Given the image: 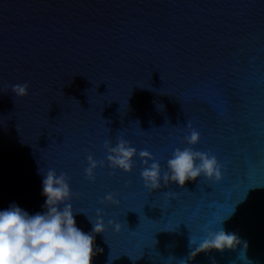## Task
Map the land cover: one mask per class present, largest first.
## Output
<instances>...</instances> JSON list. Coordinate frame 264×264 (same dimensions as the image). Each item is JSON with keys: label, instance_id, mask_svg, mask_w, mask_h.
<instances>
[{"label": "water", "instance_id": "95a60500", "mask_svg": "<svg viewBox=\"0 0 264 264\" xmlns=\"http://www.w3.org/2000/svg\"><path fill=\"white\" fill-rule=\"evenodd\" d=\"M120 137L162 171L176 148L215 155L222 178L148 189L139 156L108 167ZM50 168L78 227L101 210L93 264H264V0H0V209L42 211ZM224 218L237 247L198 248Z\"/></svg>", "mask_w": 264, "mask_h": 264}, {"label": "clouds", "instance_id": "9594fccd", "mask_svg": "<svg viewBox=\"0 0 264 264\" xmlns=\"http://www.w3.org/2000/svg\"><path fill=\"white\" fill-rule=\"evenodd\" d=\"M17 95H27L28 85L13 86ZM188 145H196L201 136L198 130L191 128L190 134L184 137ZM108 167L131 173L134 161L139 156L145 167L140 175L146 188L158 190L171 183L184 187L187 182L198 178L219 181L222 178V164L215 155L197 151L192 147L176 148L167 160V171H162L159 161L148 150H138L130 141L120 137L115 143L106 141ZM86 177L95 179L97 168L104 166L92 155L87 157ZM42 176V211L29 213L15 202L7 208L0 209V264H93L94 258L102 249L95 244V235L104 233L105 221L101 210L97 209L95 220L90 232L83 231L77 225L76 215L71 199L72 189L65 173L55 169L46 172L39 170ZM103 200L117 203L112 194ZM102 200V201H103ZM219 221L218 230L207 229L206 235L198 244L203 250L215 249L223 251L234 249L240 238L234 232L226 231L223 222ZM115 229L120 224L108 221ZM111 264V260H109Z\"/></svg>", "mask_w": 264, "mask_h": 264}, {"label": "snow or ice", "instance_id": "6c2138e0", "mask_svg": "<svg viewBox=\"0 0 264 264\" xmlns=\"http://www.w3.org/2000/svg\"><path fill=\"white\" fill-rule=\"evenodd\" d=\"M200 133V136H201V141H202V139H203V134L201 133V132H199ZM106 141H104V143H105ZM96 180H97V178H95L94 180H89V182H91V183H95L96 182ZM245 194V193H244ZM244 194H243V197H244ZM243 197H240V196H237L236 197V202H239V200H241V199H243ZM234 206V205H233ZM181 223H183V222H181ZM181 223H179V224H177L175 227H176V229H177V227H178V225H180ZM184 224V223H183Z\"/></svg>", "mask_w": 264, "mask_h": 264}]
</instances>
